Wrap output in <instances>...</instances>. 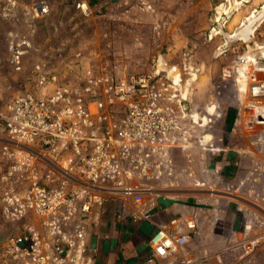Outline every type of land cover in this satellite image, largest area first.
Returning a JSON list of instances; mask_svg holds the SVG:
<instances>
[{
    "label": "built area",
    "instance_id": "built-area-1",
    "mask_svg": "<svg viewBox=\"0 0 264 264\" xmlns=\"http://www.w3.org/2000/svg\"><path fill=\"white\" fill-rule=\"evenodd\" d=\"M15 6H3L4 17ZM32 10L40 19L50 14L37 0ZM69 54L36 62L0 107V206L5 222L19 225L0 245V264H92L88 228L103 202L141 207L147 194L174 189L173 153L205 137L174 78L158 66L121 76ZM183 226L172 221L152 245L175 264H202ZM241 250L237 264L264 253V221L245 223Z\"/></svg>",
    "mask_w": 264,
    "mask_h": 264
},
{
    "label": "rangeland",
    "instance_id": "rangeland-1",
    "mask_svg": "<svg viewBox=\"0 0 264 264\" xmlns=\"http://www.w3.org/2000/svg\"><path fill=\"white\" fill-rule=\"evenodd\" d=\"M245 5L252 6L247 9ZM109 7L112 16L87 18L85 26L74 30L68 36L72 41L58 53L48 54L46 49L41 48L40 45L44 44L46 38L43 30L39 29L35 38L38 49H32L18 61L8 59L5 64H0V107L13 94L16 82L23 78L36 62L48 60L52 55L70 53L69 55L75 56L81 53L86 58L87 65L96 70L116 68L121 76L144 74L156 70L157 66L171 78L176 71L184 83L186 96L189 98L187 104L193 117H196L197 123L195 120L193 123L195 122L200 132L204 133L206 142L211 141L212 136H224L223 124L228 112L221 111L225 106L232 105L231 109L242 107L246 111L243 124L254 119L255 112L247 109L248 100H242L238 92L235 69L239 66L236 64L238 59L248 54L257 60L259 68L264 69V0H232L229 3L226 0H118ZM224 10H227V13ZM253 14L255 17L249 18ZM22 19L31 26L43 24L44 20H48L52 25L58 24V18L50 14L44 19L34 17L32 6L30 14H26ZM13 24L15 22L7 21L6 25L10 29ZM252 24V41L246 42L244 39H237V36L233 37L241 29ZM16 41V36L15 39L10 36L3 40L5 52L9 57L14 56L16 52L11 48L12 44H18ZM224 56L232 60V65L226 71L222 69L223 66H211V75L206 77L203 73V78L197 80V64ZM258 80L264 82V73ZM206 85L211 86L210 91ZM250 100L255 101L254 98ZM231 113L236 115L238 110L233 109ZM102 197L103 200L109 198ZM116 200L118 198L103 202L101 210L104 215L110 213V205ZM257 206L259 208L245 207V216L241 215L242 220L239 219L238 222V233L240 228L243 231L246 220L264 221V207ZM229 218H235L233 211ZM18 227L19 225L4 221L0 206V236L18 231ZM233 238H221L212 242L221 249L219 248L214 256L198 259L202 264H237L242 255V235L236 234ZM248 263L264 264V253L252 257Z\"/></svg>",
    "mask_w": 264,
    "mask_h": 264
},
{
    "label": "crops",
    "instance_id": "crops-1",
    "mask_svg": "<svg viewBox=\"0 0 264 264\" xmlns=\"http://www.w3.org/2000/svg\"><path fill=\"white\" fill-rule=\"evenodd\" d=\"M9 1L16 2L13 19L4 17L3 6ZM33 1L0 0V64L8 59L20 60L23 56L15 51L28 53L38 49L35 38L39 29L46 38L41 48L48 54L58 53L72 41L68 36L85 26L87 18L112 16L109 5L118 0H37L49 7L58 24L44 20L43 24L31 26L22 18L30 14ZM251 6L245 5L247 9ZM7 21L15 24L8 29ZM10 36L18 39V44H12L15 52L12 57L5 52L3 42ZM215 65L223 66L226 71L232 60L224 56L197 64V80L203 78V73L209 77L211 66ZM205 87L211 90V86ZM231 107L225 106L221 111L228 112L223 124L224 136H212L209 142L204 137L202 144L193 137L186 150L173 153L179 180L174 189L147 194L146 204L141 207L131 208L118 198L110 205L109 214L99 210L101 216L94 218L87 235L92 264H175L172 257L162 256L152 245L160 230L171 227L174 220L184 224L180 233H191L188 250L195 259L216 255L220 246L212 242L242 235V228L238 233V222L241 215L245 216V207H264V119L256 114L249 125L243 124L246 111ZM233 109L238 110L235 116L231 113ZM231 211L233 220L229 218ZM190 221L194 223L193 229L188 228Z\"/></svg>",
    "mask_w": 264,
    "mask_h": 264
},
{
    "label": "bare ground",
    "instance_id": "bare-ground-1",
    "mask_svg": "<svg viewBox=\"0 0 264 264\" xmlns=\"http://www.w3.org/2000/svg\"><path fill=\"white\" fill-rule=\"evenodd\" d=\"M226 11L227 10H224L225 13H227ZM253 17H255V14H253L249 18H253ZM252 28H253V24L248 25L241 30H243V33L246 32L247 34H249V36L252 37V34H253ZM238 33L235 34L233 37L238 36L239 35ZM246 33H244V35ZM262 49H263V54H264V47ZM236 64L237 65L239 64V66H236V69H235V70H237V78H236L235 82H237V84H238V87H239L238 92L240 93L241 99L242 100L243 99L248 100V101H246V105H247L248 110H252V111L256 112L254 114H257V116H261V114H263V112H264V99H261V101L258 100L257 101L258 103H255L254 100L252 102V100H250V99L254 98V97L264 98V89H263L264 85L258 84L259 83L258 78L263 77L264 69H261L258 67L257 60L250 54L239 58ZM252 77H253V79H252ZM173 78H174L175 86L177 87V90L180 92V95L185 100H188L189 98L186 96L187 94L185 92L184 83L182 82V79L176 74V71H175V74H173ZM250 79H252V80H250ZM253 83H256V84L253 85ZM253 92H255L254 95H253ZM191 118L196 121V117L195 118L193 117L192 112H191Z\"/></svg>",
    "mask_w": 264,
    "mask_h": 264
},
{
    "label": "water",
    "instance_id": "water-1",
    "mask_svg": "<svg viewBox=\"0 0 264 264\" xmlns=\"http://www.w3.org/2000/svg\"><path fill=\"white\" fill-rule=\"evenodd\" d=\"M244 33H246V32H244ZM244 33H243V30H240L239 31V35L236 37L237 39H244V41H246V42H250V41H252V37L251 36H249V34H245L244 35ZM6 240H7V236H0V245L2 244V243H4V242H6Z\"/></svg>",
    "mask_w": 264,
    "mask_h": 264
}]
</instances>
